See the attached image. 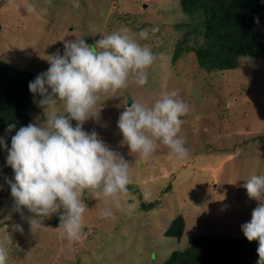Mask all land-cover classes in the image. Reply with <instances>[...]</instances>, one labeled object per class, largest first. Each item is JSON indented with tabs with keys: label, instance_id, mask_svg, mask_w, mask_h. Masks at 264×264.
Returning <instances> with one entry per match:
<instances>
[{
	"label": "rangeland",
	"instance_id": "obj_1",
	"mask_svg": "<svg viewBox=\"0 0 264 264\" xmlns=\"http://www.w3.org/2000/svg\"><path fill=\"white\" fill-rule=\"evenodd\" d=\"M0 0V61L38 74L47 71V55L63 54L64 41L83 38L89 45L102 36L127 27L133 33L149 30L155 60L143 86L130 83L115 96H101L83 130L95 131L131 166L128 184L137 188L146 203L160 200L148 211L139 210L133 193L121 196L113 207L114 218L101 212L110 207L104 199L85 192L86 238L70 242L60 238L54 218L34 217L27 208L15 210L11 189L14 172L7 165L13 129L0 134V247L8 264H161L173 251L184 250L195 236L244 237L242 225L250 222L258 201L250 199L244 184L264 174V59H239L236 69L212 71L198 66L194 24L181 13L179 0ZM32 4L36 13L26 12ZM159 31L152 33L151 29ZM176 91L190 105L181 117V136L188 157L174 163L163 145L144 161L122 145L117 127L120 114L132 102L152 105L164 92ZM38 98L27 111L30 123L44 120ZM57 111H61L59 107ZM76 126V121H71ZM168 187L167 193L164 190ZM22 213V214H21ZM59 214V213H58ZM182 217L179 240L165 236ZM20 225L23 231L16 230Z\"/></svg>",
	"mask_w": 264,
	"mask_h": 264
},
{
	"label": "clouds",
	"instance_id": "obj_2",
	"mask_svg": "<svg viewBox=\"0 0 264 264\" xmlns=\"http://www.w3.org/2000/svg\"><path fill=\"white\" fill-rule=\"evenodd\" d=\"M73 7H80L79 0H74ZM25 10L36 13L32 4ZM157 31L158 27L151 29L152 33ZM149 38L148 29L133 33L122 27L92 45L83 38L65 40L63 54L57 50L47 55V71L29 83L33 96L41 97L38 107L44 110V120L41 123L37 118L35 123L20 127L12 137L10 149L3 139L0 146L7 149V165L14 172V182H6L15 210L27 208L34 214L29 219L31 229L37 225V217L50 218L59 213L60 238L80 242L87 235L83 230L84 214L88 211L85 192L110 205L101 212L104 219L114 218L112 208L121 207V196L131 182V166L95 131H84L83 125L99 117L100 111L94 110L101 96H115L130 83H147L155 56L140 41ZM58 107L61 111H57ZM189 110L190 105L176 91L162 93L150 106L132 102L118 119L121 144L144 161L163 145L174 163H180L189 155L186 141L179 136L181 117ZM71 121L77 122L75 127ZM15 127L10 124L8 131ZM243 186L248 197L259 203L241 230L248 242H258L257 264H264V174L252 176ZM15 227L23 231L20 225ZM0 264H8V253L3 247Z\"/></svg>",
	"mask_w": 264,
	"mask_h": 264
},
{
	"label": "trees",
	"instance_id": "obj_3",
	"mask_svg": "<svg viewBox=\"0 0 264 264\" xmlns=\"http://www.w3.org/2000/svg\"><path fill=\"white\" fill-rule=\"evenodd\" d=\"M181 13L194 24L195 54L198 66L207 72L230 71L239 59H264V0H179ZM258 19L259 23H256ZM33 73L0 61V134L15 124L14 135L30 123L27 111L40 98L29 91ZM168 187L164 190L167 193ZM127 193L138 195L139 210L148 211L160 200L146 203L137 188L127 186ZM60 224L59 214L54 218ZM182 217L174 219L165 236L179 240ZM258 242L245 237L195 236L182 251H173L161 264H257Z\"/></svg>",
	"mask_w": 264,
	"mask_h": 264
},
{
	"label": "bare ground",
	"instance_id": "obj_4",
	"mask_svg": "<svg viewBox=\"0 0 264 264\" xmlns=\"http://www.w3.org/2000/svg\"><path fill=\"white\" fill-rule=\"evenodd\" d=\"M255 242V241H254Z\"/></svg>",
	"mask_w": 264,
	"mask_h": 264
}]
</instances>
